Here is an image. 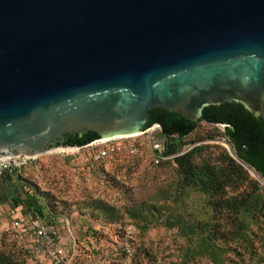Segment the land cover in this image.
I'll return each mask as SVG.
<instances>
[{
  "label": "water",
  "instance_id": "95a60500",
  "mask_svg": "<svg viewBox=\"0 0 264 264\" xmlns=\"http://www.w3.org/2000/svg\"><path fill=\"white\" fill-rule=\"evenodd\" d=\"M154 122L174 135L226 124L259 164L264 0H0V159ZM153 127L151 140H175Z\"/></svg>",
  "mask_w": 264,
  "mask_h": 264
},
{
  "label": "rangeland",
  "instance_id": "374dc122",
  "mask_svg": "<svg viewBox=\"0 0 264 264\" xmlns=\"http://www.w3.org/2000/svg\"><path fill=\"white\" fill-rule=\"evenodd\" d=\"M146 130L44 152L1 173L0 264H52L30 247L27 225H11L19 219L51 221L59 264H264V177L233 158L223 125L196 124L167 154ZM192 147V165L221 171L214 208L179 186L172 158ZM158 154L163 159L155 163ZM242 197L251 209L236 215L229 203ZM188 223L207 225L189 234Z\"/></svg>",
  "mask_w": 264,
  "mask_h": 264
},
{
  "label": "trees",
  "instance_id": "16d2710c",
  "mask_svg": "<svg viewBox=\"0 0 264 264\" xmlns=\"http://www.w3.org/2000/svg\"><path fill=\"white\" fill-rule=\"evenodd\" d=\"M203 123L209 124V125H224L222 135L226 139V142L228 143L235 159H237L239 162H241L242 164L250 168L259 177H264V158L259 162V164H256L242 157H239L235 149L233 148L231 142L228 139V135L230 133V129L228 125L222 124V123H211V122H203ZM153 125H157L161 133L168 135V136H173L175 139L173 142L163 147L164 154L174 152L180 145L181 140L186 138L196 128V125H194L191 129L181 133L180 135H174L170 131L158 125L156 122H154L153 124L149 125L146 128H149ZM92 141H95V140H92ZM90 142L80 147H83L89 144ZM195 152H196V147H192L186 150L185 152L172 158V163L175 165V171L179 178V186L181 189L190 190V191H193V192H196L198 194L205 196L206 197L205 204L209 208L210 207L214 208L217 205L216 204L217 200L215 199V197H216V191L218 190V179H219L218 176L220 175L221 171L215 168H210L208 166L196 168L191 163V158ZM227 159H228V162L232 164L236 170L239 171L240 175L243 174V171H241L239 166L234 164L233 160H231L229 157H227ZM17 203L18 201L14 199L12 201L11 207H15ZM224 205L227 207L228 203L226 202ZM229 209L236 215L242 212H249L251 209V202L249 201V199H247V197H242L239 199H232L229 203ZM136 210L138 212V215L140 216L144 215L145 213L143 208L141 207L137 208ZM206 225L207 224H204V223L203 224L188 223L184 225V229L187 231V233L192 234L193 232H202ZM237 226H240L239 222H237Z\"/></svg>",
  "mask_w": 264,
  "mask_h": 264
},
{
  "label": "built area",
  "instance_id": "2783aa9c",
  "mask_svg": "<svg viewBox=\"0 0 264 264\" xmlns=\"http://www.w3.org/2000/svg\"><path fill=\"white\" fill-rule=\"evenodd\" d=\"M154 126V125H153ZM147 128L146 131H152V127ZM95 143V142H94ZM159 148H162V144L158 143ZM163 151V150H162ZM109 151H100L97 157L108 154ZM179 155V154H178ZM34 158L22 157L13 158L11 160H0V174L3 172H10L14 167L21 166L26 163V161L32 160ZM155 163L159 159H163L161 154L156 155ZM17 161V163L15 162ZM11 225L15 228H22L23 225H27V229L30 231V247L35 254L48 259L52 264H59L63 257V251L59 241V237L54 231L53 224L49 220H36L33 222L22 220H13Z\"/></svg>",
  "mask_w": 264,
  "mask_h": 264
},
{
  "label": "bare ground",
  "instance_id": "6f19581e",
  "mask_svg": "<svg viewBox=\"0 0 264 264\" xmlns=\"http://www.w3.org/2000/svg\"><path fill=\"white\" fill-rule=\"evenodd\" d=\"M152 128H154V127H152ZM136 135H138V134H132V135H124V136H117V137H111V138H113V139H115V138H128V137H132V136H136ZM107 140V139H106ZM104 141V140H103ZM225 148L227 149V150H229V148L225 145ZM58 150V149H57ZM36 156H38V155H33V156H31V157H29V158H35ZM0 160H2V159H0Z\"/></svg>",
  "mask_w": 264,
  "mask_h": 264
}]
</instances>
